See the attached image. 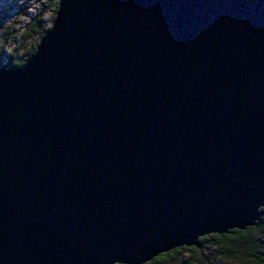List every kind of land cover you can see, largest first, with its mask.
Returning a JSON list of instances; mask_svg holds the SVG:
<instances>
[{
    "label": "water",
    "instance_id": "obj_1",
    "mask_svg": "<svg viewBox=\"0 0 264 264\" xmlns=\"http://www.w3.org/2000/svg\"><path fill=\"white\" fill-rule=\"evenodd\" d=\"M264 208V0H59L0 68V264H145Z\"/></svg>",
    "mask_w": 264,
    "mask_h": 264
},
{
    "label": "rangeland",
    "instance_id": "obj_2",
    "mask_svg": "<svg viewBox=\"0 0 264 264\" xmlns=\"http://www.w3.org/2000/svg\"><path fill=\"white\" fill-rule=\"evenodd\" d=\"M57 1L0 0V67H5L9 60L18 62L27 56L28 51L40 40L32 31V18L39 14V27H50L55 17L54 5ZM253 237L257 243L254 250L264 252V233L254 234ZM237 248V256L240 254L249 258L247 249ZM230 254L212 247L197 251L182 250L175 255L173 264H242L243 261L232 258Z\"/></svg>",
    "mask_w": 264,
    "mask_h": 264
},
{
    "label": "trees",
    "instance_id": "obj_3",
    "mask_svg": "<svg viewBox=\"0 0 264 264\" xmlns=\"http://www.w3.org/2000/svg\"><path fill=\"white\" fill-rule=\"evenodd\" d=\"M58 1L54 5L55 13L57 10ZM31 21L33 24L32 31L41 38L49 27L47 28L39 27L38 24L40 21L39 14L35 15ZM35 46H33L28 51L27 56L21 61L13 62L12 60L7 59L9 61L4 68L15 67L23 64L33 54V52L35 51ZM260 211L264 213V208H261ZM260 233H264V215L259 216L256 226L248 227L244 230L233 229L227 234H222V235L212 234V235H207L205 237H201L199 239L200 242L199 247H180L170 252L163 253L145 264H173L175 255L180 251L182 250L197 251V250L205 249L206 247H212L215 249L219 248L225 251V253L227 254L234 252L233 255L230 254V256H232V258H237L238 260L243 261L242 264H245L247 260L248 263L246 264H264V252L254 250L255 249L254 246L257 245V243L253 235ZM237 246L241 247L242 249H247L248 250L247 255L249 256V258L246 259L245 257H242V255L240 254L237 256L236 255L237 253H235V251L239 249L237 248Z\"/></svg>",
    "mask_w": 264,
    "mask_h": 264
}]
</instances>
